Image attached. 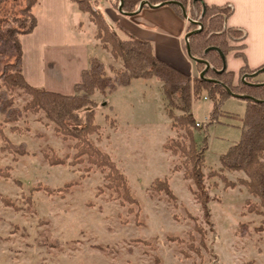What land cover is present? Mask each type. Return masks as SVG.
I'll return each instance as SVG.
<instances>
[{"label": "rangeland", "instance_id": "rangeland-1", "mask_svg": "<svg viewBox=\"0 0 264 264\" xmlns=\"http://www.w3.org/2000/svg\"><path fill=\"white\" fill-rule=\"evenodd\" d=\"M105 1L99 0L103 11ZM259 10L264 23L261 5ZM107 50L91 46L89 53L102 58L111 74L109 65L122 67V61ZM237 50L226 55L235 83L242 65L253 69ZM6 58L0 55V71ZM25 59L27 74L36 72L40 55L26 46L23 63ZM259 77L264 79V71ZM160 85L155 77L134 78L114 92L93 94L101 130L91 137L126 174L137 204L124 202L108 186L107 171L72 163L74 141L56 134L43 112L26 113L3 126L7 138L25 142L28 152L5 150L0 138V264H264V216L259 199L238 182L245 173L223 170L235 187H227L219 175L208 177L212 170L221 172L220 155L241 137L238 119L226 111L244 114L246 101L229 97L212 121L214 102L206 91L191 98V111L201 124L194 130L195 140L207 142L203 171L211 223L195 198V183L184 177V159L165 146L187 141L169 116L170 110L181 111L169 105ZM14 96L19 107L30 99L22 89H15ZM46 154L65 163L52 165ZM158 178L169 181L176 198L158 189Z\"/></svg>", "mask_w": 264, "mask_h": 264}, {"label": "trees", "instance_id": "trees-1", "mask_svg": "<svg viewBox=\"0 0 264 264\" xmlns=\"http://www.w3.org/2000/svg\"><path fill=\"white\" fill-rule=\"evenodd\" d=\"M79 8L89 13L91 20L97 26V37L103 47L109 49L114 59L122 61V67L109 65L113 73H109L105 62L96 56L89 58V66L81 74V80L74 85L72 94H65L31 85L23 73V50L20 36L30 33L37 26V17L33 7L37 0H0V55H7V61L0 71V138L5 141L3 149L11 150L21 155L28 152L25 142L12 143L6 136L4 125L16 123L26 113L37 114L43 112L46 118L54 124V131L64 139L74 141L76 150L72 163L87 162L103 171H107L108 186L115 190L124 202L137 204L129 179L121 170L112 156L101 148L91 136L99 134L101 126L95 119V101L93 94L114 92L119 86L129 85L134 78H157L162 83V91L169 105L181 111L176 114L170 110L172 126L184 131L183 139L167 142L166 148L172 153L180 155L183 160L184 177L193 180L196 188L193 190L196 200L201 204L204 218L210 221L209 193L205 187L206 140L199 145L194 137L196 119L191 111V98H200L206 91L213 102L211 119L217 118L221 105L231 97L227 89L219 83L211 82L200 76H192L159 59L151 41L129 37L123 38L117 29L110 25L103 10L99 7V0H72ZM123 10L134 12L142 0H123ZM162 0H151L157 3ZM181 2L187 10L189 17L202 23L200 32L189 37L193 57L207 60L210 68L207 78L216 79L228 86L233 93L247 94L264 100V79L259 75L246 77V73H253L248 65L241 67L240 81L234 82V72L225 66L226 55L231 48H237L236 53L246 56L243 52L246 31L243 28L229 26L228 17L233 13L234 6L230 3L224 5L208 4L204 0H176ZM120 0L113 4L119 7ZM176 12L183 15L181 7L171 3ZM197 24L189 22L187 31L195 30ZM237 43L230 44V41ZM201 72L205 68L203 62H197ZM15 89H22L30 99L21 107L16 105ZM206 96V95H205ZM204 96V97H205ZM246 101V109L240 120L241 137L229 149L220 155L221 172L212 170L208 177L220 176L227 187H235L236 182L228 180L223 170L244 172L246 177L238 182L244 185L247 191L259 199L262 208L260 213L264 216V102L250 99ZM91 105L90 109L83 107ZM17 129V128H12ZM47 157V154H46ZM52 165L64 164L65 160L58 156H49ZM7 173V172H5ZM156 186L164 190L171 198L176 195L169 184L163 179L156 180ZM66 186H64V189ZM49 192L53 190L48 188ZM7 204H11L7 201ZM255 209L254 206H249ZM192 218L195 216L191 215ZM212 223V222H211ZM244 233L246 231L244 230Z\"/></svg>", "mask_w": 264, "mask_h": 264}, {"label": "crops", "instance_id": "crops-1", "mask_svg": "<svg viewBox=\"0 0 264 264\" xmlns=\"http://www.w3.org/2000/svg\"><path fill=\"white\" fill-rule=\"evenodd\" d=\"M147 1L151 5L145 4L134 14H123L112 0H106L103 12L107 20L110 17L108 22L110 21V25L117 29L121 37L149 40L159 59L187 74L197 75L199 73L197 62L187 53L188 19L179 15L171 4H164L165 0L157 3ZM204 1L211 5L230 3L234 6L233 15L227 19V24L245 29L247 37L243 43L247 45V49L243 52L248 59V64L253 69L262 66L264 64V23L260 22L259 5L264 11V0ZM33 12L37 17V26L32 32L23 36L25 39L21 38V44L23 53L28 46L32 53L40 55V60H38V70L35 72L34 68L28 75L25 59L24 76L33 86L72 94L74 85L81 80L82 71L89 66V58L96 56L89 53L90 47L96 48L100 45L106 49L97 37V26L91 20L89 13L82 11L72 0H37ZM187 12L189 15V10ZM110 56L114 59L111 53ZM160 87L162 89V83ZM243 107L245 110L246 103ZM226 112H229L228 115L225 113L227 116L238 119L239 126L238 117L243 114Z\"/></svg>", "mask_w": 264, "mask_h": 264}, {"label": "water", "instance_id": "water-1", "mask_svg": "<svg viewBox=\"0 0 264 264\" xmlns=\"http://www.w3.org/2000/svg\"><path fill=\"white\" fill-rule=\"evenodd\" d=\"M123 3H124V1H123V0H120L119 7H118L119 11H120L121 13H123V14H134V13H136L138 10L142 9V8L144 7L145 4L151 5V3L148 2L147 0H142V1L140 2L139 7H138V9H137L136 11H134V12H125V11L123 10ZM163 3H164V4H171V3H176V4H178V5L181 7V9H182L183 15L188 19V21H189L190 23H193V24H197V25H199V27H198L197 29L192 30V31H189V32L186 34V44H187V53H188V55H189L193 60H195L196 62H203V63L205 64V68L200 72V75H199L201 78L206 79V80L211 81V82H216V83L222 84V85L227 89V91L231 94V96L239 97V98H242V99H250V100H253V101H256V102H264V100H262V99H257V98H255L254 96H251V95H247V94H236V93H233V92L231 91V89H230L228 86H226L225 84H223L222 82H220V81H218V80H216V79H213V78H207V77H206V73H207V71H208L209 68H210V64H209V62H208L207 60H204V59H201V58L193 57V55H192V53H191L190 43H189V37H190V35H192L193 33L200 32V31L202 30V28H203L202 23L199 22V21H196V20H192V19L189 17V15H188L187 9L185 8V6H184L181 2L176 1V0H165ZM224 60H225V66H226V58H224ZM263 71H264V66L261 67V68H259V69H257V70H256L255 72H253V73H247V74H245V75L243 76V81H245L246 77H256V76H258L260 73H262ZM260 84H264V82H262V83H258L257 85H260Z\"/></svg>", "mask_w": 264, "mask_h": 264}, {"label": "built area", "instance_id": "built-area-1", "mask_svg": "<svg viewBox=\"0 0 264 264\" xmlns=\"http://www.w3.org/2000/svg\"><path fill=\"white\" fill-rule=\"evenodd\" d=\"M196 125H197V126H200L201 124H200V122H196Z\"/></svg>", "mask_w": 264, "mask_h": 264}]
</instances>
